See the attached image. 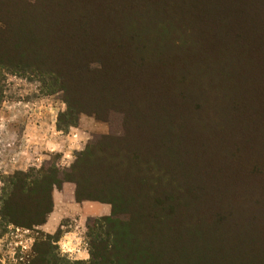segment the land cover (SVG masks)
Listing matches in <instances>:
<instances>
[{"label":"rangeland","instance_id":"1","mask_svg":"<svg viewBox=\"0 0 264 264\" xmlns=\"http://www.w3.org/2000/svg\"><path fill=\"white\" fill-rule=\"evenodd\" d=\"M18 1L11 3L9 10L24 31V63H19L18 53H11V58H6L10 63L0 69V205L9 177L29 170L48 171L50 165L69 169L88 144L102 137L111 138L108 148L119 161L131 163V158L139 155L142 161L153 160L164 170L173 167L175 177L181 180L182 172L175 168L178 161L169 160L171 151L177 150L181 158L178 163L185 165L190 177L186 180L190 196L180 197L179 191L174 216L166 215L160 223L159 215L152 220L151 213H138L134 205V213L121 216L129 222L134 220L128 231L131 238L145 241L143 249L158 252L163 264H264V164L254 162L244 168L237 157L221 161L224 153L243 152L245 143L264 138V0H229L232 11L239 14L236 20L218 17L217 10L220 13L221 9L213 0L204 3L208 13L203 16L185 11L184 3L189 0H173L185 10L176 11L177 16L163 27L154 25L158 27L156 34L166 31L169 42L178 41L179 51L184 53L180 46L186 45L199 61L197 64L214 72L201 77L204 79L197 85L210 92L206 96L200 93L199 97L189 92V70H184L187 67L168 68L170 74L174 73V81L165 87L157 83L162 69L158 71L160 67L156 66L165 63L162 57L150 60L149 56L143 62L140 56H133L139 53L136 25L130 21L135 0ZM121 8L129 12V22L120 19ZM7 40L6 36L2 38L3 51L14 46ZM127 57L136 61L132 63ZM121 58H125L123 65ZM197 67L193 71L195 77H200L206 69ZM5 101L29 105L15 110L24 114L9 121L10 128L8 123L3 127L7 121L1 116V110L7 111ZM67 101L84 112L76 127L57 130L55 146L45 148L44 156L38 157L33 150L23 153L26 151L20 148L21 143L16 148L4 146L6 141L17 139L14 126L22 125L28 113L47 111L50 124L57 128L59 116L67 111ZM80 101L85 102L84 107L79 106ZM205 120L213 123L208 133L214 130L218 136L233 134L239 138L238 143L215 154L218 163L204 159V164L209 161L211 165L208 169L200 167L198 160L203 148L191 140L202 131L198 130L199 124ZM243 155L248 160L246 153ZM196 161L200 170L193 171L187 164ZM231 176H236L238 185L246 182L250 188L238 186L226 191ZM211 181L213 185L218 181L222 190L211 191ZM67 201L62 196L59 203ZM92 218L96 217L71 212L62 218L58 229L62 236L73 229L79 231L87 244V224ZM191 222L204 229L197 240L187 239L193 236L188 225ZM213 230L219 235L213 236ZM29 235L35 243H41L50 234L40 226L29 230ZM13 239L15 227L9 231L0 218V259L6 264H11L6 252ZM181 242L191 243L196 251L174 252L183 250ZM166 245L177 249L167 252ZM33 246L23 254L16 249L18 264L31 262Z\"/></svg>","mask_w":264,"mask_h":264},{"label":"trees","instance_id":"2","mask_svg":"<svg viewBox=\"0 0 264 264\" xmlns=\"http://www.w3.org/2000/svg\"><path fill=\"white\" fill-rule=\"evenodd\" d=\"M18 2L20 1L0 0V69L10 63L6 58H11L9 56L11 53H18L20 57L18 59L19 63H24L21 59L24 53L22 52L24 31L18 18L9 10L11 3ZM205 2L206 0L186 1L184 3L185 10L181 8V5L177 4L178 2H174L173 0H135L130 11V21L136 25L137 35L135 39L139 52L133 56L136 59L140 56L143 62L149 56L150 60H155V57H162L165 63L156 66L160 67L158 71L162 69L161 78H159L161 81L157 83L165 87H168L174 81V73L171 71L170 74L168 68L187 67L184 70H189L187 75L189 92L198 97L200 93L206 96L210 92L207 87L205 90L203 87L197 85L198 83H202L204 78L201 77H209L214 72L210 70L211 68L197 64L199 61L195 60L196 56L193 55L194 53L186 45L180 46V48L184 49L183 53L178 50L179 45L176 47V42L178 41L169 42L166 31L163 30V34H156L155 29L167 25L171 21L170 18L177 16L176 11L180 9L198 16L205 15L208 13L207 8L205 10ZM213 2L215 6L217 5L218 9H221V14L217 10V13L220 15L218 17L223 16V19L228 20H236L239 17V14L232 11V3L229 0H213ZM13 11L18 12L16 8ZM128 13L124 11V8H121L119 10L120 19L129 22L126 16ZM154 25H158V27ZM4 36L8 37L7 41L14 44V46H11L10 51H3L2 38ZM9 43L7 42V44ZM175 51H178L180 55H177ZM132 57L127 58L133 63L136 60ZM123 60L125 58L120 61L122 65ZM197 66L206 69L200 72V77H195L196 75L193 71L194 68H198ZM122 69L121 73L124 72V68ZM188 76L193 79L189 80ZM1 100L0 73V102ZM84 104V101H80L79 106L84 107ZM67 105L66 113L61 114L58 119L59 125H57V130L59 131L65 127H76L79 122L80 113L84 112V109L79 111L74 103L67 101ZM211 128H213V123L210 120L201 122L198 130L202 131L195 134L194 138L191 139L193 144L200 145L203 148L198 160L200 167L204 169H208L212 162H219L215 159H218L215 154H218L230 144L238 143L239 140L238 136L233 134L218 136L214 130L208 133L207 131ZM109 140L111 141L110 137H102L95 144H88L86 149L77 156L76 161L69 169H60L57 166L50 165L48 171L42 169L29 170L27 173L19 172L9 177L6 182L8 185L7 190L1 199L0 218L5 225L11 224L15 228L33 230L43 226L53 211L54 189H61L64 183H73L76 187L75 198L78 203L90 201L111 206V214L109 216L89 220L86 238L91 260L79 261L76 264H163L162 255L159 254V256L158 252H154L152 248H150V251L143 249L144 245H146L145 241L139 242L140 239L135 241L131 238L128 231H130V228L134 224V220L129 222L121 218V216L131 215V212L134 213L132 208H135V206L138 213L148 212L149 215L151 213L152 220L156 218V214L159 215L158 223L166 215L172 216L173 214L174 216L173 210L176 205L174 202L180 196L179 191L181 192L180 197L187 196V194L190 196L187 192L188 185L186 180L190 181L189 174L185 173L187 168L184 164L178 163L181 158H179L177 150L171 151L172 154H170L169 160L178 161L175 168L181 170V180L176 178L177 176L173 167H169V171L173 169V171L169 172L167 169L161 168L160 165H155L153 160H150L151 162L148 160L142 161L143 158L139 155L131 158V163L127 160L119 161L108 148L110 144ZM243 153H246L248 160L244 158ZM234 157L241 160L244 168L254 162L264 164V138L251 140L249 144L245 143L243 152L224 153L221 161L230 162L231 160H235ZM206 158H212L210 164L209 161L207 162L208 164L203 163V160ZM187 165H191L193 171L200 170L197 161L194 164L188 163ZM155 166L157 169H154ZM132 169L136 172H131ZM214 185L212 182L211 191L214 190L215 193H218L222 190L221 184H218V181L215 189ZM247 185L246 182L238 185L236 176H231V180L227 182L229 188L226 187V191L228 189L233 190L238 186L246 189ZM249 188L250 186L248 185ZM182 192H185V194ZM144 196L147 202L144 198L142 199ZM181 219H185V216L181 217ZM164 222L165 219L163 224H165ZM188 225H191V234L193 236H187V239L197 240L196 237L199 238L201 236L200 233H203L204 229L192 222L188 223ZM195 234L199 236H194ZM212 235H219V232L216 233V230H213ZM61 237L62 232L58 229L54 236L48 235L45 242L35 243L33 246L34 258L28 264H71L67 256H61L58 245L55 243ZM181 243L184 244L183 250L176 251L175 248L177 249V247L175 245H166L165 251L173 252L175 250L174 252L181 253L196 251V249H193L195 246L191 243L190 245L184 242ZM137 253L142 255L138 257Z\"/></svg>","mask_w":264,"mask_h":264},{"label":"crops","instance_id":"3","mask_svg":"<svg viewBox=\"0 0 264 264\" xmlns=\"http://www.w3.org/2000/svg\"><path fill=\"white\" fill-rule=\"evenodd\" d=\"M21 114H24V111L21 112ZM14 113H10L8 110H1V116L3 119H6L7 121L5 124H3V127L6 128L7 123L10 128L11 124L9 123L11 115ZM47 111H40L28 113L23 118L22 125L14 126L15 128V135L16 140L8 142H5L4 146H8L10 148H16L19 143H21L19 146L21 149H23L26 152H23L25 154H29L32 150L34 153L38 156V154L43 155V150H46L45 148L52 149V147L55 146L56 143V137L54 134H57V128L56 125L50 124L51 119H49V115L47 116ZM18 118V116H17ZM17 130V131H16ZM20 139V141H18ZM4 142V140H1ZM19 149V150H21ZM35 154H30L32 157ZM44 156V155H43ZM39 157V156H38ZM22 166V165H21ZM27 167L30 166V164L26 165ZM75 184L73 183H64L61 187V189H54L53 191V211L47 218V222L42 226V229L47 233L55 232L58 229V225L60 224L62 218H65V216L70 215L72 212L73 214H79L84 215L87 217H104L109 216L111 214V206L108 204H102L98 202H89L84 201L82 203H78L75 198ZM57 190V191H56ZM67 197L68 201L63 202L64 204H60L59 200L61 197ZM64 205V207H63ZM76 230H71L69 232H65V234H68L70 232H74ZM86 244V243H85ZM87 246V244H86ZM88 248V247H87Z\"/></svg>","mask_w":264,"mask_h":264},{"label":"clouds","instance_id":"4","mask_svg":"<svg viewBox=\"0 0 264 264\" xmlns=\"http://www.w3.org/2000/svg\"><path fill=\"white\" fill-rule=\"evenodd\" d=\"M4 108H6L10 113H14L10 117V120L14 121L16 120L17 115H20V113L15 112V110L20 108L27 109L29 108V105L21 104L18 102L9 104L7 101H5ZM53 151H55V149H53ZM24 170L27 171V168L25 167ZM13 227L15 226L9 224L8 225L9 231H11ZM42 230H46V229H42ZM49 234L55 235L54 232H51ZM5 239H7V237H5ZM35 242H36L35 239L29 235L28 229L16 227L15 239H13L12 242L7 246V252H6L7 260H10L11 264H18L16 249L17 248L21 249L22 254L27 253L31 250ZM55 243L58 245L61 256H67V259L71 262V264H76V262L79 261L91 260V254L88 251L83 236L80 234L79 231H74L65 234L61 237L59 241H56ZM22 259H23V255H21V260ZM0 264H6V261L4 259H0Z\"/></svg>","mask_w":264,"mask_h":264}]
</instances>
